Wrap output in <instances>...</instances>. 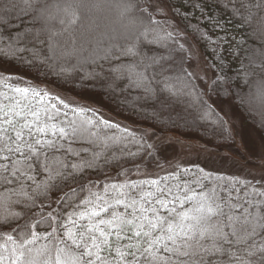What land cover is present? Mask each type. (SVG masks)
Listing matches in <instances>:
<instances>
[{
	"label": "snow or ice",
	"instance_id": "snow-or-ice-1",
	"mask_svg": "<svg viewBox=\"0 0 264 264\" xmlns=\"http://www.w3.org/2000/svg\"><path fill=\"white\" fill-rule=\"evenodd\" d=\"M24 3L33 25H41L32 38L38 43L52 41L53 56H45L40 64L56 70V65L49 63L60 58L55 57L56 38L68 34L75 43L72 33L86 6L76 0ZM122 7L124 13L133 14L130 22L139 32L126 41L154 33L161 47H167L163 41L172 39L174 32L167 31L152 14L167 19L171 12L167 0H150L145 6L138 0H127ZM236 8L250 14L252 8L264 10V0H250ZM0 23L7 21L0 17ZM153 25L165 36L160 37ZM260 56L264 57V50ZM112 57L136 59L111 68L108 87H118L117 81L127 80L130 88H142L147 96H155L157 90L177 94L161 63L168 57L143 56L135 42L128 47L110 45L99 59L110 62ZM83 63L100 68L88 73L89 79L103 78L96 55L80 61ZM157 65L158 71L150 76L149 69ZM79 70L74 66V71ZM65 71L60 67L56 74ZM11 80L24 83L21 77L0 71V84ZM11 92H0V183L16 182L20 188L0 198V264H264V183L256 186L179 163L170 164L168 170L158 164L163 175L145 173L141 169L144 157L155 158L156 152V146L147 142V133L137 137L127 127L121 129L102 116L70 119L64 109L74 116L86 109L73 108L58 95L31 84L12 86ZM193 100L199 103L202 97L196 95ZM240 102H244L243 97ZM210 115L211 110L203 118ZM220 125L228 131L223 121ZM97 128L114 129L120 135L97 143L99 137L93 131ZM108 140L116 146L115 151ZM58 153L75 161L60 158ZM121 159L131 160L133 169H123ZM112 164L121 170L115 177L104 171L107 182L93 180L89 174ZM132 171L145 178L131 179ZM38 174L45 178L37 181ZM260 179L264 181V175ZM41 225H46L43 232L38 231ZM39 241L45 243L36 247Z\"/></svg>",
	"mask_w": 264,
	"mask_h": 264
},
{
	"label": "trees",
	"instance_id": "trees-1",
	"mask_svg": "<svg viewBox=\"0 0 264 264\" xmlns=\"http://www.w3.org/2000/svg\"><path fill=\"white\" fill-rule=\"evenodd\" d=\"M109 1L114 7L107 6ZM51 2L64 3L65 0H51ZM76 2L86 7L81 9V21L75 26L72 33L76 38L75 43L69 39L68 34L56 38L55 57L60 58H53L49 61V63L56 65V70H53L40 64V60L45 56H53V52L50 50L52 41L38 43L32 38L34 32L38 31L41 25L39 23L33 25L32 14L26 11L24 0H0V17L7 21V23H0V64L13 68L17 71V75L12 76L21 77L24 81V83L17 84L15 80H11L8 81L7 85L0 84V92L12 95V86L25 87L29 84L37 86L33 82H48L76 93L96 94L122 116L137 124L150 127L161 134L192 136L217 148H224L231 144L227 121L209 103L192 74L191 76L187 75L191 73L189 70L191 55L171 21L164 20L159 15L152 13L154 19L160 21L167 31L174 32L172 39L163 41L167 47H161L159 37H156L154 33L147 38L141 37L139 40L126 41L128 37L139 35L137 28L130 22L133 14L126 13L125 19L118 17V13L124 12L122 5L127 0H90V3L87 0H76ZM148 2L150 0H138L141 6H145ZM240 3H250V0H167L174 19L187 36L194 41L214 75V80L209 89L210 96L221 101L232 98L246 123L264 135V57L260 56L261 51L264 50V10L252 8L250 14L245 10L237 11L236 5ZM115 7L117 10L120 8L121 11H115ZM149 12H151L150 9ZM108 16H113L111 23H114L112 30L115 34L113 36L106 35V37L97 36L99 38L92 39L90 35H96L92 24L96 20L100 22V19H104L106 24H110ZM101 25L103 24L101 23ZM56 27L59 28L60 26L56 24ZM153 28L156 26L153 25ZM142 30L141 28L140 31ZM156 31L159 32L160 37L165 36V32L160 31L159 28H156ZM18 36L22 37L19 41L16 40ZM133 42L137 44V49L143 56L159 57L163 55L168 57L166 61H161V63L167 69L165 75L169 78V83L174 87V90H178L176 95L157 90L155 96H147L142 88H130L127 80L117 81L118 87H108L111 82V78L108 76L110 69L128 64L136 58L112 57L109 62L99 59L103 55V49L113 44L128 47ZM9 45H11L10 50ZM180 45H183V48ZM85 47H88V52L81 51ZM72 48H80V50L69 51ZM5 52L8 54L5 55ZM94 55L97 56L98 63L103 67V78H88L87 74L93 70L100 71L96 64H80V61H86ZM74 66H78L80 70L74 71ZM60 67L66 71L58 76L56 72ZM158 69L159 65L154 66L149 69L148 74L150 76L155 75ZM153 87L159 89L161 86L153 85ZM189 92L191 95L186 94ZM196 95L202 97L201 102H194L193 97ZM240 97H243V103L240 102ZM71 107L80 106L71 105ZM85 109V113L75 116L69 109H64V111L68 112L70 119L99 118L102 116L108 120L97 111ZM209 110H211L212 115L206 119L203 118ZM220 121L225 123L227 132L222 130ZM111 122L119 124L115 121ZM120 126L121 129L124 128V126ZM129 130L135 132L137 137L143 135L135 130ZM93 131L98 134L97 143L108 137L120 135V132L109 128H97ZM147 142L150 143L148 139ZM108 143L115 151L116 146L112 145L111 140H108ZM84 146L88 145L85 144ZM75 147L80 150L79 144ZM129 147L132 146L129 145ZM132 150L135 151V148ZM117 155H119L118 152ZM57 156L72 162L75 161L74 157H65L61 153H58ZM119 164L123 169H133L131 160L121 159ZM143 164L155 167L158 164L157 155L155 154V158L145 156L141 169ZM185 167L194 170L204 168L199 165ZM120 170L116 164H112L106 166L103 171L90 172L89 174L93 180L107 182L103 174L104 171H106L107 176L115 177ZM135 174L136 172L132 171L130 178L133 179ZM213 174L229 176L217 172H213ZM44 178L42 174L36 176L37 181ZM235 178L246 180L239 177ZM20 180L24 182V177L21 176ZM250 182L256 186L262 184ZM19 188L20 184L16 182L9 185L0 183V198L8 194L11 189L19 190ZM244 194L246 195V193ZM16 198V196H12V199ZM13 210L19 211V207H14ZM45 227L46 225H41L38 231L43 232ZM43 243L45 241H39L36 247Z\"/></svg>",
	"mask_w": 264,
	"mask_h": 264
},
{
	"label": "rangeland",
	"instance_id": "rangeland-1",
	"mask_svg": "<svg viewBox=\"0 0 264 264\" xmlns=\"http://www.w3.org/2000/svg\"><path fill=\"white\" fill-rule=\"evenodd\" d=\"M87 1L90 3V0ZM107 6L114 7L111 1H109ZM149 9L152 12V9ZM114 10L121 11L120 8ZM118 15L121 19H125L126 13H118ZM160 17L164 20L171 21L174 29L181 35L182 42L191 55L189 70L192 76L204 92L209 103L217 109L227 121L231 135V144L227 147L217 148L192 136L161 134L150 127L137 124L131 119L122 116L96 94L88 92L76 93L72 90L57 87L48 82L35 81L33 82L34 85L49 91L53 96L58 95L72 106H80L97 111L108 120L115 121L141 134L147 133L146 138L148 141L156 146L155 154L157 155L158 164L163 165L166 170H168L170 164L174 165L179 163L182 167L199 165L209 171L264 183V181L260 179L261 175H264V135L255 127L246 123L244 116L240 113L232 98L227 101H221L210 96L209 89L214 80V75L208 68L202 53L194 41L188 37L185 31L179 26L173 17L172 11L169 13L167 19L162 16ZM107 18L110 24H106L104 19H100V22L96 20L92 24V28L96 34L90 35L92 39L99 38L100 36L106 37V35L113 36V34H115L112 30V25L114 23H111L113 22V16H108ZM101 23L103 25H101ZM75 50H80V48H72L69 51L75 52ZM81 51L88 52L89 49L85 47L81 49ZM0 71L9 75H17V71L13 68L2 64H0ZM158 164L155 167L143 164L142 171L145 173L159 172L163 175L164 172L161 171ZM142 178L145 177L138 176L137 173L133 176V179Z\"/></svg>",
	"mask_w": 264,
	"mask_h": 264
}]
</instances>
